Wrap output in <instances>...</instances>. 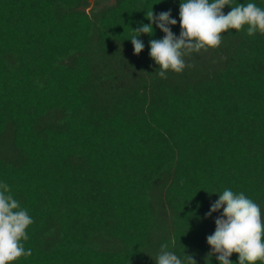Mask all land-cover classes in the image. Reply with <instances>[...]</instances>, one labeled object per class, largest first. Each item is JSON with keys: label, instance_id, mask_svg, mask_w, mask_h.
I'll use <instances>...</instances> for the list:
<instances>
[{"label": "trees", "instance_id": "trees-1", "mask_svg": "<svg viewBox=\"0 0 264 264\" xmlns=\"http://www.w3.org/2000/svg\"><path fill=\"white\" fill-rule=\"evenodd\" d=\"M180 3L0 0V183L33 219L16 264H155L164 244L219 264L218 194L264 216V34L230 29L161 78L165 34L137 56L132 29L171 11L179 37Z\"/></svg>", "mask_w": 264, "mask_h": 264}, {"label": "clouds", "instance_id": "clouds-1", "mask_svg": "<svg viewBox=\"0 0 264 264\" xmlns=\"http://www.w3.org/2000/svg\"><path fill=\"white\" fill-rule=\"evenodd\" d=\"M233 3L234 0H181L179 37L170 27L177 24L171 11L157 15L151 8L146 11V19L151 23L132 29L134 53L139 56L143 52L144 43L139 37L153 36L155 24L165 35L163 39L149 41L150 57L159 66L156 74L166 79L168 71L182 73L186 67H194L185 57L219 48L222 34L230 29L239 33L247 26L250 37L257 32L264 34V9L251 2L235 6ZM225 7L231 8L227 14ZM218 196L207 213L211 217L222 210L215 220V232L207 237L212 250L208 256H215L219 264H233L230 259L233 254L238 255L239 264H264V216L260 206L243 192L225 189ZM32 224L33 219L14 199L9 185L0 183V264H16L22 257L32 255V250L26 251L23 243L29 239L27 230ZM167 249V244L161 246L155 264H183L181 258ZM184 260L196 264L186 252Z\"/></svg>", "mask_w": 264, "mask_h": 264}, {"label": "rangeland", "instance_id": "rangeland-1", "mask_svg": "<svg viewBox=\"0 0 264 264\" xmlns=\"http://www.w3.org/2000/svg\"><path fill=\"white\" fill-rule=\"evenodd\" d=\"M94 1H92V4H93Z\"/></svg>", "mask_w": 264, "mask_h": 264}]
</instances>
